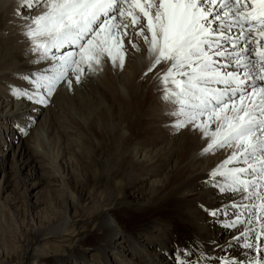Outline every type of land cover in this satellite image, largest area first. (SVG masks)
<instances>
[{
	"label": "snow or ice",
	"instance_id": "obj_1",
	"mask_svg": "<svg viewBox=\"0 0 264 264\" xmlns=\"http://www.w3.org/2000/svg\"><path fill=\"white\" fill-rule=\"evenodd\" d=\"M17 8L31 63L45 66L18 76L29 87L9 91L44 107L58 87L72 90L106 62L123 71L126 43L141 52L142 39L167 126L199 134L202 157L226 154L206 183L227 200L205 211L225 230L235 229L226 248L259 253L200 259L264 264V0H17ZM35 123L29 117L16 127L27 136ZM192 255L179 250L177 264H197Z\"/></svg>",
	"mask_w": 264,
	"mask_h": 264
},
{
	"label": "rangeland",
	"instance_id": "obj_2",
	"mask_svg": "<svg viewBox=\"0 0 264 264\" xmlns=\"http://www.w3.org/2000/svg\"><path fill=\"white\" fill-rule=\"evenodd\" d=\"M9 13L6 10L5 16ZM23 14L27 15L26 11ZM22 23L17 19L8 25L6 18L0 17V241L9 240L7 248L13 249L10 260L15 257L17 261L23 255L22 244L31 237L30 229L40 227L41 236L20 264H149L147 255L138 251V244L147 246L146 252L154 256L160 254L165 261L171 262L169 256L177 261L179 243H185L180 249L184 250L188 248L187 238L195 239L191 235H196L200 227L194 217L198 213L182 218L169 203H163L166 190L160 185L176 168L177 158L184 162V155L191 153L188 140L187 144L185 140L177 141L179 151L177 145L167 143L168 137L181 133L173 134L167 128V117L165 128L156 123L158 129L153 140L150 138L151 145L141 146L137 137L145 135L137 118L140 104H136V110L129 107V101L119 92L122 76L128 82L131 78L130 51L121 73L106 62L102 71L86 73L82 83H74L72 90L58 87L47 107L24 98L14 99L9 85L29 87L18 76L45 66L31 63L33 56L27 52L29 42ZM15 106L24 109L23 118H9ZM29 117L36 123L25 136L16 126H27ZM122 125L127 126L125 131ZM187 131L185 128V135L193 138V132ZM195 135L194 139L200 137ZM22 148H27L25 158L20 153ZM25 164L29 167L20 172L17 167ZM219 196L227 200L225 195L215 193ZM106 212L122 222L126 238L119 247L111 245L106 234L98 231ZM164 213V221L170 215L175 218L172 240L178 249H166L171 237L159 233V215ZM234 232L221 226L208 238L216 237L223 245Z\"/></svg>",
	"mask_w": 264,
	"mask_h": 264
},
{
	"label": "bare ground",
	"instance_id": "obj_3",
	"mask_svg": "<svg viewBox=\"0 0 264 264\" xmlns=\"http://www.w3.org/2000/svg\"><path fill=\"white\" fill-rule=\"evenodd\" d=\"M8 9L10 10V13L8 15L6 14L5 16V12ZM18 11H21V9L17 8V0H0V17L1 18L5 17L8 25L16 23L18 19L17 18ZM137 43L140 44L142 47L141 52H137L134 49H131L130 45H127L126 43V47H128L130 51V54H128L130 61L133 62L132 64H130L131 65L130 66L131 78H130V81L128 82L126 81L127 77L122 76L121 80L123 82L122 83L121 81L119 82L121 83L119 92L121 95L126 97V99L129 101L130 103L129 107H133L135 108V110L137 109L136 104H140V108L142 107L143 110H140L139 108V112L137 113L139 116L137 118H138V122L141 123L140 128L142 127L144 128L142 131L144 132L145 136L143 135L144 137H142V139L140 137H137V138L141 140V143H142L141 146L149 147L151 145L150 144L151 139L153 140L154 138L153 133H155V128L158 129V127H155L157 125L156 123H159V124L162 123V125H164L163 127L165 128L166 127L165 124H166L168 116L165 115V112L167 110L166 104L160 99V92L157 90L158 85H157L154 73L148 72V68L150 65V59L147 53V45L143 43L142 39H137ZM159 67L160 66H157V68ZM146 72H147V75H145ZM140 90H143V91L140 92ZM21 108L20 106H17L14 112L9 116V118L11 119L13 117L23 118V115L25 113L23 112L24 114H21L22 113L21 111L24 110V109L21 110ZM138 122L137 124H139ZM21 124L24 125V123L22 122ZM126 127H127L126 125H122V130L125 131ZM188 131H187V134H188ZM162 132L163 131L161 132L159 131V133H162ZM166 132H167V129H166ZM180 132H181L180 135L175 133L176 135L171 136L170 138L168 137V140L166 138L167 136L165 135V139L168 141L167 143L170 146L177 145L176 150L179 151V145L177 141L179 139L185 140V144H187V140H188V143L190 144V147L192 148V150L190 151L191 153H189L188 155H184V159H185L184 162L180 161L179 158H177V162H175L176 168L173 171L172 170L169 171V174L171 173L170 177L167 179L165 184L160 185V186L165 187V190H166L165 197H163L164 199L163 203L164 204L169 203L170 206L174 207L176 212L180 213L179 214L180 216L182 215V218L184 215H187V214L198 213L194 217L195 218L197 217L196 222H199L200 227L199 229L196 230V232H194L196 235L194 234L191 235L192 238L193 237L195 238L194 240L191 241L190 238H187L189 240V243L186 247L188 248L184 250H191L193 252V255L192 257H190V259L197 262V264H204V261L200 259L201 253H203L206 257L207 256L225 257V258L234 257L237 261L245 259V256H244L245 252H247L249 256L259 255L258 252H253L249 249L241 248L240 246L235 245V244L231 248H226L227 241L222 245L220 244L219 239L217 240L216 237H213L214 238L213 240L208 238V234L211 231L215 230L217 227H221V223H218L215 219L210 217L208 213L205 211V209L217 208L221 205L222 202H225L226 199H223L224 196H221V197L219 196L218 198L215 197V193H217L218 191L214 187H212L210 184H207L206 181L209 179L208 173L211 171V169L216 167V165L221 163V161L226 158V154H220L219 159L215 157L216 155H211V154H208L202 157L200 155V152H201V149L205 147V142L201 140V138L198 136L199 134L197 135L199 138L195 137L196 139L195 140L194 136L196 135L194 133H192L193 138H189L188 136L185 135L186 134L185 129H182ZM124 138H126V136H124ZM22 141L24 143V139ZM26 150L27 148H22L20 151V153L22 154L21 156L22 157L24 156V158L25 156H27L25 155ZM230 151L231 150H229L227 154H230ZM25 167L26 168L29 167V164L27 165L25 164L23 167L18 166L17 168L20 172H22L23 168L25 169ZM178 176H182L181 179H175ZM190 178H193V179L189 181ZM217 179H221V178L217 177ZM23 184L25 185L26 182H23ZM201 190L202 192L199 193V195H196L194 193L196 191L199 192ZM106 213L107 215L105 216L104 222L100 230L98 231L106 234V236L110 239L111 245H114L115 247H119L123 239L126 238V235L122 231L123 230L122 222L121 220L118 221V217L115 216V214L108 213V212ZM164 215L165 213L163 214V216L159 215L158 223L162 221V223L159 225L160 226L159 229L161 228L162 230H159V233H161V236L166 235V238L171 237V240H169V242L166 243L167 245H170V246H167L166 249H168V247L170 249L172 248L178 249L175 241L172 240V236L174 232L176 231L175 230L176 224L174 223L175 218L170 215V219L168 218L169 220L164 221L163 220ZM110 221L113 222L114 224L110 225L111 224ZM222 221H223V218H222ZM182 222H184L183 219H182ZM30 231H31L30 232L31 237L29 236L30 237L29 240H27L26 243L22 244L23 246H25V249H24L23 255H21V257L18 258L17 261H15V257H11L13 261H11L9 258V255L13 252L12 248L10 251L7 248L9 240L5 238V240L0 241V264H11L12 262H17L19 264L21 263V261L24 258V255L31 250V247L34 246L35 243H37L39 237L42 234L40 227H34V229H30ZM161 242H162L161 244L163 245L162 240ZM256 243L259 246L261 241L257 240ZM138 246H139V248H137L138 251L139 250L143 251V254L145 253L147 257L149 258L148 259L149 264H177L176 263L177 261H175V259L171 258L170 256L169 258L171 262H168V261L163 260L160 254L159 256L156 254H155L156 256H154L151 254L152 252L150 253L146 252L147 250H149L147 246L144 247V246H141L140 244H138ZM148 246H156V245H148ZM184 247H185V243L184 244H182V242L179 243L180 249ZM38 253L40 254V256L43 257V252L41 250H38ZM121 257L124 258L125 256H121ZM38 264H46V262L45 261L40 262V263L38 262ZM208 264H218V262L216 260H212V261H209ZM219 264H223V261H219Z\"/></svg>",
	"mask_w": 264,
	"mask_h": 264
}]
</instances>
